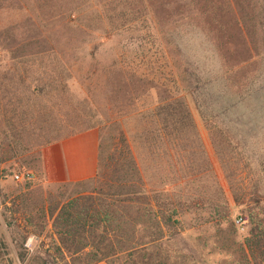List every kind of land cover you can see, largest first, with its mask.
<instances>
[{
  "label": "rangeland",
  "instance_id": "obj_1",
  "mask_svg": "<svg viewBox=\"0 0 264 264\" xmlns=\"http://www.w3.org/2000/svg\"><path fill=\"white\" fill-rule=\"evenodd\" d=\"M66 119L98 131L109 176L127 146L149 192L220 188L236 221L229 184L264 197V0H0V264L64 263L51 220L16 210L95 184L14 175Z\"/></svg>",
  "mask_w": 264,
  "mask_h": 264
},
{
  "label": "trees",
  "instance_id": "obj_2",
  "mask_svg": "<svg viewBox=\"0 0 264 264\" xmlns=\"http://www.w3.org/2000/svg\"><path fill=\"white\" fill-rule=\"evenodd\" d=\"M163 109L170 114V105ZM73 131V122L66 119L46 145ZM125 149L127 164H114L121 176H109L99 160L95 177L85 181L95 184L94 191L78 192L47 208L42 204L38 210L23 202L16 210L33 231L37 219L51 220L54 249L63 264H264V197L256 196L257 190L247 196L229 184L232 203L241 209L239 218L247 228L239 235L231 203L220 188L181 197L149 192ZM188 215L200 217L185 226Z\"/></svg>",
  "mask_w": 264,
  "mask_h": 264
},
{
  "label": "crops",
  "instance_id": "obj_3",
  "mask_svg": "<svg viewBox=\"0 0 264 264\" xmlns=\"http://www.w3.org/2000/svg\"><path fill=\"white\" fill-rule=\"evenodd\" d=\"M98 156V131H82L43 147L38 170L33 176L47 184L85 182L95 177Z\"/></svg>",
  "mask_w": 264,
  "mask_h": 264
},
{
  "label": "built area",
  "instance_id": "obj_4",
  "mask_svg": "<svg viewBox=\"0 0 264 264\" xmlns=\"http://www.w3.org/2000/svg\"><path fill=\"white\" fill-rule=\"evenodd\" d=\"M14 179L17 182H31L34 179V176L31 172H20L18 174L14 175ZM236 226L240 231H243L244 227L243 225V221L241 220V218H238L236 221Z\"/></svg>",
  "mask_w": 264,
  "mask_h": 264
}]
</instances>
